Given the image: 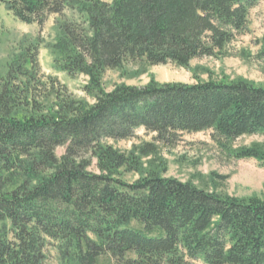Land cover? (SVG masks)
<instances>
[{"label":"trees","instance_id":"16d2710c","mask_svg":"<svg viewBox=\"0 0 264 264\" xmlns=\"http://www.w3.org/2000/svg\"><path fill=\"white\" fill-rule=\"evenodd\" d=\"M259 1L0 0L25 25L55 17L54 68L87 77L93 99L77 101L44 79L36 44L0 77V264H45L47 249L59 264H264V201L164 177L155 145L171 147L184 133L210 132L217 144L263 135L264 86L101 87L106 71L126 64L187 67L213 56L246 32ZM138 129L153 143L127 154L108 145ZM232 154L264 166L259 145ZM121 171L139 178L126 182Z\"/></svg>","mask_w":264,"mask_h":264},{"label":"rangeland","instance_id":"374dc122","mask_svg":"<svg viewBox=\"0 0 264 264\" xmlns=\"http://www.w3.org/2000/svg\"><path fill=\"white\" fill-rule=\"evenodd\" d=\"M264 36V0L249 12L247 30L237 36L221 51L211 57H200L189 62L187 67L174 64L145 66L126 64L120 70H108L101 77V87L109 92L114 87L145 86L150 80L159 84H195L208 80L232 81L243 79L255 85L264 86V59L259 56L260 41ZM56 37L55 17H49L42 27L25 25L14 20L0 9V77L15 55L25 46H38V62L44 79H52L63 87L77 101L93 103L85 90L88 78L82 75L71 77L57 71L53 65L50 50L47 48ZM153 134L138 129L131 140L108 142L121 153H129L144 143H153ZM158 157L163 160L166 172L164 177L189 182L197 188L219 195L236 198L256 197L264 201V166L254 159H235L233 152L240 148L259 145L264 149V134L243 136L233 142L217 144L210 132L184 133L171 147L155 144ZM64 148L55 150L60 157ZM93 161L90 171L97 172ZM121 178L133 182L139 178L136 173L121 171ZM224 178V179H222ZM45 264H59L56 252L47 249ZM192 264H203L194 261Z\"/></svg>","mask_w":264,"mask_h":264}]
</instances>
